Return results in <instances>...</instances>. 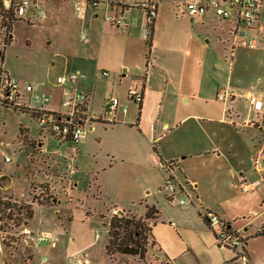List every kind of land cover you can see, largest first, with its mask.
Listing matches in <instances>:
<instances>
[{
  "label": "crops",
  "instance_id": "1",
  "mask_svg": "<svg viewBox=\"0 0 264 264\" xmlns=\"http://www.w3.org/2000/svg\"><path fill=\"white\" fill-rule=\"evenodd\" d=\"M66 1L74 4L78 2V0H42L45 18L39 19L37 10H34L30 13L31 22L28 24L42 23L50 27L63 23L62 25L69 27L71 24H69L70 19L66 12L69 2ZM137 1L144 2L145 0ZM152 1L157 2L158 7L152 34L153 47L149 59L147 58L149 52L148 54L146 52L147 41L143 40L142 36V31L146 26L145 15L142 9L132 6V0H110L102 13L106 19L107 16H118L131 22L127 29L112 26L109 22L101 23L99 12L88 13L83 18H78L81 27L86 26L88 31V33H82L86 36L84 40L82 35L80 37L85 44L82 48L84 52H81L82 56L76 57V60L67 62H79L78 70L74 71L80 72L82 75L77 87L81 91L94 94L89 106L90 113H97L92 110L95 92L100 96V99L103 98L100 110L105 101L111 97L118 98L120 104L127 109L126 113L121 111L117 113L116 122L113 124L93 123L88 134L94 132L98 125L108 127V135L111 137L108 144V157L114 160L111 161V168L114 167V163L115 165L120 163L115 161L120 160L121 157L128 158V161L122 159V162H129L132 171L140 173L144 178V192L150 189L151 185L160 186L158 188L160 189L167 177L162 166L173 164L175 171L180 174L179 178L184 184V189L192 196L196 204L194 210H187L181 222L183 226L190 227V230L199 231L207 244L208 250L205 254L197 253L191 245H186L188 252L194 255L200 264H245L238 258L236 252L221 247L217 243L214 232L210 230L207 221L203 218V213L206 211L216 213L228 223L231 230L239 231L247 238L244 251L251 264H264V236L259 235V227L264 225V221L258 222L264 216V199L260 196V190H257L264 183V79L258 77L254 81L242 72H246L249 65L252 68L255 67L256 70L264 69V6L260 10V19L253 31V35L260 40V46L255 50H247L244 45H241L236 50L233 61V67H236V80L233 85V79L231 83H227V86L232 88L231 93L236 94V97L230 99L231 106H229L219 102L215 97L205 98L208 92V81L201 74V69L207 62H192L186 56L183 61L179 62L170 56L166 60L163 58L162 61L158 57L153 59V48L156 47V40L159 30H161L162 4L176 2L177 9L181 14L190 15L183 10L182 0ZM167 5L169 6V4ZM190 17L192 21L198 19L203 25L219 23L220 29L227 37L224 40L222 37L219 38L223 43L226 42L225 51L227 53L230 40V25L227 22L217 18L212 12L203 18ZM134 20L137 22L132 24ZM207 43L210 41L207 40ZM59 57L60 53L57 51L52 53L50 61L54 62L53 67L58 66ZM91 62H106L108 64V73L111 72L108 77V88L111 90V95L108 97H101L102 92L97 91V89L100 90L97 80L101 76L98 73L94 75V67ZM225 62L227 63V58ZM241 64L244 69L240 67ZM150 66L153 70H150ZM217 67L220 68L221 65L217 63ZM68 70V66L61 68V72L64 73ZM139 72H143L145 76L141 81L138 80V77L134 80V75ZM233 73L232 75H234ZM60 74L57 79L67 75V73ZM128 78L131 86L122 93L123 81ZM245 81L250 84L249 86L253 88L252 92L257 93L263 103L260 113L255 112L253 108L248 113L241 112L237 106V100H247L246 93H240L242 92L241 84L246 83ZM38 84L43 90H49L52 98L51 103L46 106V110L60 111L64 87L58 85L57 82L52 85L44 82ZM135 86L143 89L144 98L141 106L128 97V92ZM190 95L192 97H189ZM214 95L216 94L211 96ZM58 98L60 99L58 100ZM191 102H194L196 107L186 108L185 105H189ZM132 106L134 110L131 111ZM86 140L87 136L79 146H84ZM68 144L70 143H65V145ZM43 146L42 142H38L39 152L35 159L48 161L44 160L45 158L41 159L38 155L42 153ZM259 152H263V168L257 170L254 157ZM253 164L255 172H252ZM76 172L75 170L72 176L74 190L78 188ZM242 179L254 185L251 192L243 193L240 190ZM11 188V176L7 173L1 174L0 190L4 192ZM49 188L57 193L55 186H49ZM145 195L150 196L151 192L147 191ZM245 198H249L250 201L248 202ZM54 203V207L40 205L38 209L56 208L60 204L59 198L54 200ZM164 205L166 204L164 203ZM150 209L157 212L153 219L146 217ZM260 210H262L261 214H259ZM115 216L124 217L134 222H146L150 225L148 228L151 230L143 241L145 252L143 257L114 252L111 258L107 256L109 261L119 263V260L125 259L126 264H173L171 257H167V249L163 247V241L154 234V229L161 220V214L156 206L147 204L146 212L139 216L135 215L132 210L127 211L115 206L112 208L109 227L115 220ZM173 224L169 225L172 227ZM58 246L57 244L54 249L41 248V253L50 255L51 264H64L65 256L61 258L57 254H48V250L53 252L58 249ZM151 250L164 254L167 261L157 258L155 254L151 253ZM81 253L83 254V252ZM85 258L89 261L88 255H85ZM4 259L5 257H3Z\"/></svg>",
  "mask_w": 264,
  "mask_h": 264
},
{
  "label": "rangeland",
  "instance_id": "2",
  "mask_svg": "<svg viewBox=\"0 0 264 264\" xmlns=\"http://www.w3.org/2000/svg\"><path fill=\"white\" fill-rule=\"evenodd\" d=\"M96 1L100 2L99 21L106 24L108 21L102 13L110 0ZM66 2H69L66 7L71 24L69 27L62 25L63 23L50 27L42 23L31 25L12 18L13 22L9 28L1 30L0 20V75L2 70L4 75L21 84L37 86L41 92L45 91L44 93L51 97L49 90H43L37 83L44 82L49 85L55 83L62 66L69 67L67 74L78 70L79 62L67 61L76 60V57L84 52L82 48L85 44L80 37L82 33L88 31L86 26L81 27L79 17L75 14L76 6L81 0L75 4ZM176 4L167 2L161 6V30L156 47L153 48V59L158 57L162 61L163 58L166 60L170 56L178 62L186 57L192 62H207L201 69V74L208 81L205 98L217 99L219 93H230L232 88L228 87L227 83H231L232 79V85L235 83L236 67H232L233 73L228 60L225 62L227 44L219 38L222 37L224 40L227 37L220 29V24L215 22L203 25L198 19L192 21L190 16L180 13ZM10 33L12 41L6 42L7 34L9 36ZM207 40L210 43H207ZM54 51L60 53L57 67H53L54 62L50 61ZM146 52L147 54L149 52L147 47ZM217 63L221 65L220 68L217 67ZM242 64L240 67L244 69ZM91 65L94 67V75L108 72L106 62H91ZM149 68L153 70L151 66ZM245 71H242L245 76L251 77L254 81L258 77L264 79L262 75L264 69L256 70L249 65ZM66 73L61 72L60 75ZM109 73L111 75V72ZM144 76L143 72H139L133 78L136 80L138 77L141 81ZM247 79L249 81V78ZM97 83L100 88L97 91L102 92L101 97L111 95L108 78L101 76ZM130 84L129 78L123 81L121 92L124 93ZM241 85L240 93L253 90L247 82ZM95 93L92 110L100 113L103 98L100 99L97 92ZM219 102L224 104L222 101ZM227 104L231 106L230 99ZM237 106L241 112L248 113L252 110L246 99L237 100ZM185 107L193 108L196 105L191 102ZM110 140L108 127L98 125L94 132L87 133L85 145L77 146V150H74L75 146L72 144L65 145L48 133L41 134L30 117L21 116L14 111L0 110V175L7 173L12 180L11 190L4 192L0 190V195L4 199L0 205L2 229L10 235H15L24 228H29L35 233H48L58 240L59 245L53 252L48 250V254H57L61 258L83 252L84 256L88 255L91 264H126L125 259L119 260V263L109 261L106 255L112 208L117 206L127 211L132 210L139 216L146 212L147 204L154 205L161 214L159 224L154 226V234L163 241L167 257H171L173 264H200L197 258L188 252L186 245H191L197 253L205 254L208 250L207 244L199 231L183 226L181 220L187 210L171 204L164 193H157L160 186L151 185V188L144 192V178L140 173L132 171L129 162H122V159L128 161V158L121 157L115 161L120 163L116 165L114 163V167L111 168V161L114 160L108 157ZM38 142L44 144L42 153L38 154L39 157L48 161H39L38 157L35 159L39 152ZM7 158L11 162H6ZM252 169V172H255L254 164ZM72 170L77 171L75 176L78 188L67 191V183L63 182L62 178ZM175 174L180 177L178 171H175ZM49 186H55L57 193L51 191ZM257 190H260V196L264 199V183ZM41 191L44 192L40 194ZM147 191L151 192L150 196L145 195ZM58 198L60 204L56 208L38 209L40 205L54 207V200ZM245 199L250 201L249 198ZM261 213L262 210L259 211V214ZM259 220L258 222L264 221V216ZM170 223H174L172 227ZM262 227L264 225L259 227V231ZM97 235L101 237L99 240L96 239ZM27 251L19 247L11 258L7 253L0 255V264H23ZM151 253L162 261H167L164 254L155 250H151Z\"/></svg>",
  "mask_w": 264,
  "mask_h": 264
},
{
  "label": "built area",
  "instance_id": "3",
  "mask_svg": "<svg viewBox=\"0 0 264 264\" xmlns=\"http://www.w3.org/2000/svg\"><path fill=\"white\" fill-rule=\"evenodd\" d=\"M183 10L192 17L203 18L212 12L217 18L230 25L229 49L227 50V60L229 67H233L236 50L244 45L249 50H255L260 46V40L253 35V31L260 19V10L264 6V0H182ZM132 6L142 9L145 15L146 26L142 31L144 40L148 41L152 34V29L157 17V2L145 0L139 2L132 0ZM1 13L26 23L31 22L30 13L37 10V17L44 19L45 9L42 0H0ZM100 2L96 0H81L76 6L75 14L83 18L88 13L98 12ZM108 22L115 27L127 29L131 22L123 17L107 16ZM134 20L132 24H135ZM85 34L82 39H85ZM100 76L108 78L110 74L103 72ZM82 75L80 72H71L57 79V84L63 86V96L60 101V111H48L46 106L51 103L52 98L40 91L34 85H23L15 79L4 75L1 70L0 75V110L14 111L21 116H28L35 122L41 134L48 133L60 143H70L77 146L85 141L89 128L93 123L102 122L105 124L115 123L116 115L119 111L126 113L127 109L121 105L118 98L107 99L101 108L100 113L91 114L89 106L91 104V94L79 90L77 87ZM128 97L138 106H141L144 93L142 87L135 86L128 92ZM236 97L233 93H219L218 100L227 104L228 100ZM245 97L249 101L251 108L260 113L263 103L259 95L255 92H247ZM38 150V147H37ZM263 152H259L254 157L255 168H263ZM6 162H11L9 158ZM162 168L166 172V180L157 193H164L171 204H176L182 209H191L196 206L192 196L184 189V184L175 174L173 164H164ZM75 170L67 172L62 181L67 183V191L74 189L72 176ZM254 185L242 179L240 190L243 193L251 192ZM44 191H41L43 193ZM4 199L0 195V205ZM203 218L207 221L208 227L214 232L217 243L224 248L236 252L245 264H251L250 259L244 251L247 238L239 231H233L228 227L222 218L212 211L203 213ZM259 235L264 236V227L259 231ZM101 237L97 235V240ZM58 240L48 233H35L29 228L20 230L15 235H10L2 229L0 220V255L7 253L13 257L16 250H28L25 254L23 264H51L49 255L41 253L42 247L56 248ZM64 264H90L85 256L79 252L68 256Z\"/></svg>",
  "mask_w": 264,
  "mask_h": 264
},
{
  "label": "trees",
  "instance_id": "4",
  "mask_svg": "<svg viewBox=\"0 0 264 264\" xmlns=\"http://www.w3.org/2000/svg\"><path fill=\"white\" fill-rule=\"evenodd\" d=\"M0 20H1V30L8 29L13 22L10 16L1 13V7H0ZM153 29H152V34L154 31ZM11 33L9 34V36L7 34L6 42L12 41ZM152 34L150 39L146 43L149 50V54L147 56L148 59H149V55H151V51L153 47ZM156 213L157 212L154 209H150L146 216L147 219L155 218ZM109 228H110L108 235L109 238L106 245L107 256L111 258V255H113L114 252L122 255H130L137 257L144 256L145 252L143 248V241L151 230L150 228H148L146 222H142V221L134 222L132 220L125 219L124 217L115 216V220L112 221Z\"/></svg>",
  "mask_w": 264,
  "mask_h": 264
},
{
  "label": "water",
  "instance_id": "5",
  "mask_svg": "<svg viewBox=\"0 0 264 264\" xmlns=\"http://www.w3.org/2000/svg\"><path fill=\"white\" fill-rule=\"evenodd\" d=\"M119 214H122V212H119Z\"/></svg>",
  "mask_w": 264,
  "mask_h": 264
}]
</instances>
